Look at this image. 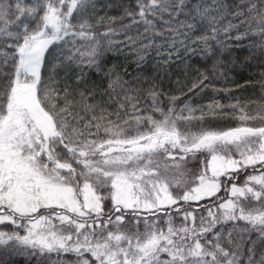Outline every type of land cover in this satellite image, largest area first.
<instances>
[{
    "label": "snow or ice",
    "instance_id": "snow-or-ice-1",
    "mask_svg": "<svg viewBox=\"0 0 264 264\" xmlns=\"http://www.w3.org/2000/svg\"><path fill=\"white\" fill-rule=\"evenodd\" d=\"M98 7L95 0H0V248L36 256L37 264H264V116L232 105L228 115L239 124L193 130L178 122L225 114L196 115L187 104L165 109L155 90L142 103L130 81L101 64L105 49L88 19ZM228 7L238 22L224 32L249 19L256 26L227 39L252 33L264 41V0H138L132 23L162 36L171 52L179 45L207 55L209 41L223 44L210 12ZM68 45L67 61L107 76L108 102L94 88L56 81L54 53ZM83 76L81 67L77 80ZM121 119L135 121L134 134ZM129 218L136 227L122 228ZM227 221L231 228L216 230Z\"/></svg>",
    "mask_w": 264,
    "mask_h": 264
},
{
    "label": "trees",
    "instance_id": "trees-1",
    "mask_svg": "<svg viewBox=\"0 0 264 264\" xmlns=\"http://www.w3.org/2000/svg\"><path fill=\"white\" fill-rule=\"evenodd\" d=\"M195 2L200 3L201 0H195ZM203 2L211 4L216 3L217 0H203ZM95 3L99 7L94 14L89 10L88 19L93 25L91 31L96 38L101 40V45L105 49L104 54L99 57L101 64L105 72L118 73L130 81L138 91L142 103L149 104L151 97L147 93L149 90H155L165 109L170 105H175L176 110L179 111L187 103L199 102L209 103L214 107H223L227 112L223 118L228 120V122L220 123L224 126H235L240 123L238 118L228 115L232 113V105H236L237 110L243 108L250 116H257L254 114L259 111H263L261 116H264V41H261L259 34L252 33L240 40L227 39L230 34L234 35L237 31H245L249 24L254 28L256 26L255 19H249L245 24H240L238 29L231 28L228 32H224L223 29L228 27L230 20L233 23L238 22L229 14L232 8L228 7L223 13L211 11L210 18L215 17L212 23L217 29H221L219 38L223 44L230 46L224 47L223 44H218L216 41H209L212 50L205 55L202 51L198 53L185 52L182 46L177 45V53L171 52L172 45L162 36H157L153 32H145L143 24L132 23L133 19L137 21L140 19L138 0H95ZM224 3L232 6L237 3V0H224ZM29 22L31 23V21ZM200 23L207 26L209 21L203 20ZM157 26L159 27V22H157ZM11 27L15 29V24ZM105 32L108 33L107 37L101 35ZM200 32L201 27L198 23L194 34H200ZM208 34L213 33L209 32ZM148 38H151L154 43L149 44ZM65 39L70 40L71 37ZM109 41H111L110 44ZM81 43L77 39L76 44ZM87 43H92V41ZM146 44L147 47L144 46ZM52 47L58 48L57 45ZM71 47L68 45L63 51L58 49L54 53V57L59 56L60 59V64L56 68L58 73L55 77L56 81L66 79L73 86L79 82L81 89L84 87L94 88L97 91V99L108 102L107 95H104L108 86L107 76L87 65L78 66L67 61L65 55ZM80 50L86 51L85 48ZM73 55L78 56L79 53L73 52ZM81 67L84 76L82 80L78 81L77 76L81 72ZM198 80H203V84L193 88L194 83ZM54 87L63 88L64 84H54ZM112 107L114 108L115 105ZM109 110L111 111L112 108ZM120 115L122 118L124 117L123 110ZM153 115L157 118L160 116L159 113H153ZM112 119H115V116ZM260 122L259 118L249 121V123L256 124ZM120 126L126 130V134L135 132V121L129 120V123H124L121 119ZM192 166L193 164L188 165L189 168ZM243 180L244 176L241 175L237 184H242ZM198 211L203 213L204 209L200 208ZM133 219L126 220L121 227H136L131 223ZM176 222L179 223V218ZM233 223V221H227L217 224L216 230L229 229ZM235 223L244 225L243 221ZM142 226L140 225L141 228ZM256 235V233H252L253 239L256 238ZM0 257L5 261V264H37L36 256L15 254L7 258Z\"/></svg>",
    "mask_w": 264,
    "mask_h": 264
},
{
    "label": "rangeland",
    "instance_id": "rangeland-1",
    "mask_svg": "<svg viewBox=\"0 0 264 264\" xmlns=\"http://www.w3.org/2000/svg\"><path fill=\"white\" fill-rule=\"evenodd\" d=\"M187 105L190 107V108H193L195 110V114L196 115H199V113L201 111H204L205 113H208L210 111H214L216 113H224L226 114L227 112L225 111V109L223 107H214L212 104H209V103H187ZM184 107V106H183ZM233 112V110H232ZM263 114V111H259V113H255L254 115H257V116H261ZM209 122H213L215 124H219L221 125L220 123L221 122H228L227 119H224L223 118V115H216V116H212V115H206L204 120L203 121H196V120H193V121H179L178 124L183 127L185 125H188L189 127L193 128V130H195V128L201 124V123H204V124H207ZM194 162H191L189 163L190 164H193ZM143 227V226H142ZM15 254L14 253H8L6 252L4 249L0 248V256H3V257H11V256H14ZM53 257H55V254H52ZM65 258H71L72 257H65ZM1 259V257H0ZM75 259V257L73 258Z\"/></svg>",
    "mask_w": 264,
    "mask_h": 264
}]
</instances>
